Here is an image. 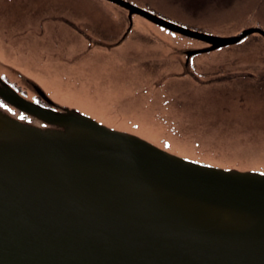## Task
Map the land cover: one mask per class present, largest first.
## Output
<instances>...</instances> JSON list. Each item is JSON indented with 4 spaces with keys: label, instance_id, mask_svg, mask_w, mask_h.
Wrapping results in <instances>:
<instances>
[{
    "label": "water",
    "instance_id": "95a60500",
    "mask_svg": "<svg viewBox=\"0 0 264 264\" xmlns=\"http://www.w3.org/2000/svg\"><path fill=\"white\" fill-rule=\"evenodd\" d=\"M211 50L264 29L217 35L110 0ZM47 98L43 91L36 89ZM0 97V264H264V171L163 149L9 85Z\"/></svg>",
    "mask_w": 264,
    "mask_h": 264
},
{
    "label": "rangeland",
    "instance_id": "374dc122",
    "mask_svg": "<svg viewBox=\"0 0 264 264\" xmlns=\"http://www.w3.org/2000/svg\"><path fill=\"white\" fill-rule=\"evenodd\" d=\"M128 1L218 35L264 27V0ZM132 20L125 32L127 11L109 0H0V76L18 88L29 89L30 79L55 103L175 154L264 171V38L252 33L192 55L200 84L166 77L158 88L143 89L136 86L160 78L146 61L171 68L179 55L171 44L191 49L207 43L136 14ZM122 36L117 47L106 45Z\"/></svg>",
    "mask_w": 264,
    "mask_h": 264
},
{
    "label": "flooded vegetation",
    "instance_id": "af4514ba",
    "mask_svg": "<svg viewBox=\"0 0 264 264\" xmlns=\"http://www.w3.org/2000/svg\"><path fill=\"white\" fill-rule=\"evenodd\" d=\"M132 22L130 24H128L127 28H126V31L127 32L128 30L131 29L132 27ZM126 35V34H125ZM124 35V36H125ZM124 36L121 37V39H115V40H112L110 41V39H107L106 40V45L109 46V47H114V46H118L120 45V42L122 40H124ZM246 38V37H245ZM193 39V38H192ZM244 39V38H243ZM153 40L154 42L153 43H159V42H165L166 44L170 43L167 39V41L165 39H151ZM171 49H176L178 50L179 52V55H177V58L176 60H171L169 57L165 56L164 57V60L165 58H168L169 60H171L174 65H172L171 68H162V67H158V68H155L151 65V60L149 59L148 61H146L144 63V65L146 67H148L149 69L153 70V71H156L157 73L160 74V78H158L156 81H155V78H153V84L147 82L146 83H143V84H138L136 87H141L143 89H150V88H153V87H157L159 86V84L166 78V77H171L174 81L177 79V78H180L181 80H188L189 82L193 83V84H200L199 81L194 77L195 75V72L191 65H190V62H191V56L194 55H187L186 53V48L183 47V46H177V47H173V45L171 44ZM188 48V47H187ZM159 60L163 59V56L162 55H156V58H159ZM154 61V60H153ZM146 63H149L148 65H146ZM156 65L160 66L161 64H159V62H155ZM178 66V67H176ZM179 69V71H178ZM180 76H185L183 78H181ZM176 82V81H175ZM2 83L4 84H8L10 87H12L14 90H16L19 94H21L22 96L26 97V98H29L41 105H44V106H49V107H55L53 103H50L49 101H47L46 99H44L41 95H39L36 90H35V87H33L34 85L31 83H28L27 84L30 86L29 89L28 88H25V87H21V85H19L21 88H18V86H14L12 83H10L7 78H4L2 76H0V86H2ZM128 84V83H127ZM131 88H135L133 85L131 84H128ZM156 85V86H155ZM24 86V85H23ZM158 88V87H157ZM165 88V87H164ZM164 88H159L160 90L161 89H164ZM156 89V88H155ZM154 89V90H155ZM179 93H176V96L178 97ZM0 107L1 108H4L6 110H8L9 112L11 113H16L17 115H19V117L21 118H25V119H30V120H33V118L29 115H26V114H23L19 111H16V109L10 105L8 102H6L3 98L0 97Z\"/></svg>",
    "mask_w": 264,
    "mask_h": 264
}]
</instances>
